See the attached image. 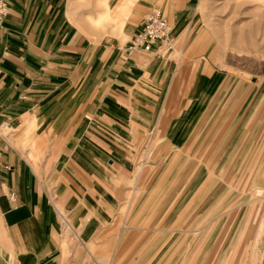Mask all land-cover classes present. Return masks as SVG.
Instances as JSON below:
<instances>
[{"label": "crops", "instance_id": "0c3cea01", "mask_svg": "<svg viewBox=\"0 0 264 264\" xmlns=\"http://www.w3.org/2000/svg\"><path fill=\"white\" fill-rule=\"evenodd\" d=\"M141 1L157 0H99L88 17L93 37L72 21L69 0H8L0 44V264H94V245L101 264L170 263L168 252L158 262L167 244L153 234L173 198L156 192L169 184L176 153L208 134L199 126L218 121L229 96H220V72L198 55L196 0L169 7L177 43L190 41L187 63L127 54L147 15L132 22L124 44L96 43ZM251 92L215 142L219 176L229 162L239 166L238 158L264 150V96L254 100ZM147 137L159 138L158 150L168 154L159 176L145 163L139 170L131 156L130 144ZM138 248L146 250L138 256Z\"/></svg>", "mask_w": 264, "mask_h": 264}, {"label": "rangeland", "instance_id": "374dc122", "mask_svg": "<svg viewBox=\"0 0 264 264\" xmlns=\"http://www.w3.org/2000/svg\"><path fill=\"white\" fill-rule=\"evenodd\" d=\"M98 1L69 0L71 19L84 35L93 36L88 17L94 14L92 6ZM175 4V0H157L156 5L141 1L134 13L127 9L122 22L110 24L111 28H117L96 43L118 39L124 44L131 35L132 22L136 24L153 9H160L170 17L169 7ZM194 13L196 27L201 32L198 55L223 76L220 96L229 97L218 121L207 118L204 127L203 123L199 126L207 128L208 134L192 137L190 143L195 144L176 153L167 178L169 184L159 186L156 192L173 198V205L167 202L170 216H158L159 232L153 234L159 245L167 244L158 248V262L168 252L169 264L171 261L172 264H264V178L261 174L257 176L263 165L264 150L255 148L244 159L238 158L239 166L233 167L229 162L226 177H223L226 168H221L219 176L214 163L215 157L223 154L211 155L215 142L223 137L232 114L247 92L252 91L254 100L264 96V0H196ZM189 46L190 41L185 46L178 42L175 50L164 56L178 60L179 64L187 63L193 59L187 53ZM182 50L184 56L180 57ZM145 139L128 143L132 145L131 156L138 163V169L145 163L149 175L156 176L163 163L167 167L168 154L158 150L159 138ZM147 187L142 186L139 191ZM165 203L161 202L159 210ZM116 224L119 229L120 223ZM109 234L116 238L119 231ZM169 236L173 238L171 241L166 240ZM112 248L113 243L111 252ZM99 250L94 245V264H101L97 258ZM145 250L138 248L135 255Z\"/></svg>", "mask_w": 264, "mask_h": 264}, {"label": "built area", "instance_id": "2783aa9c", "mask_svg": "<svg viewBox=\"0 0 264 264\" xmlns=\"http://www.w3.org/2000/svg\"><path fill=\"white\" fill-rule=\"evenodd\" d=\"M11 10L8 0H0V44L5 21ZM177 38L168 17L160 9H153L142 21L140 27L126 46L129 56L155 53L164 56L174 51ZM11 198H15L11 193Z\"/></svg>", "mask_w": 264, "mask_h": 264}, {"label": "bare ground", "instance_id": "6f19581e", "mask_svg": "<svg viewBox=\"0 0 264 264\" xmlns=\"http://www.w3.org/2000/svg\"><path fill=\"white\" fill-rule=\"evenodd\" d=\"M101 21H102V20H101ZM98 24H99V22H98ZM98 24H97V25H98ZM99 25H100V24H99Z\"/></svg>", "mask_w": 264, "mask_h": 264}]
</instances>
